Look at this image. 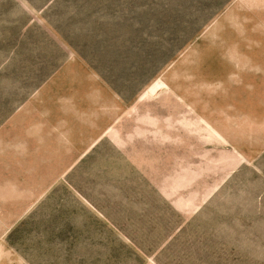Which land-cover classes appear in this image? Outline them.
Returning <instances> with one entry per match:
<instances>
[{
    "label": "rangeland",
    "instance_id": "obj_1",
    "mask_svg": "<svg viewBox=\"0 0 264 264\" xmlns=\"http://www.w3.org/2000/svg\"><path fill=\"white\" fill-rule=\"evenodd\" d=\"M0 264H264V0H0Z\"/></svg>",
    "mask_w": 264,
    "mask_h": 264
}]
</instances>
